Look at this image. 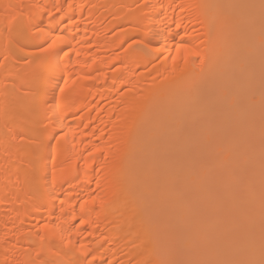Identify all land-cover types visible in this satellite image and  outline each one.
I'll return each instance as SVG.
<instances>
[{
	"label": "bare ground",
	"instance_id": "bare-ground-1",
	"mask_svg": "<svg viewBox=\"0 0 264 264\" xmlns=\"http://www.w3.org/2000/svg\"><path fill=\"white\" fill-rule=\"evenodd\" d=\"M259 2L0 0V264H27L41 248L49 259L48 249H72L79 264L205 259L195 246L160 243L169 222L188 223V192L231 210L240 223L230 230H250L233 258L261 259L259 8L242 11L254 28L234 34L209 71L192 53L208 52L213 10L191 7ZM9 5L38 27L10 35ZM53 37L55 71L41 70L31 88ZM177 154L197 160L181 166ZM194 167L207 170L198 183ZM215 178L219 199L208 190Z\"/></svg>",
	"mask_w": 264,
	"mask_h": 264
},
{
	"label": "snow or ice",
	"instance_id": "snow-or-ice-1",
	"mask_svg": "<svg viewBox=\"0 0 264 264\" xmlns=\"http://www.w3.org/2000/svg\"><path fill=\"white\" fill-rule=\"evenodd\" d=\"M16 5H9L10 9L7 30L11 35L13 32L22 35L27 30L37 28L35 18L29 16L27 20L24 19L22 12H16ZM147 7V5H145ZM194 9H212L213 14L208 20V37L209 48L207 54L201 52H193L199 62L201 69L205 66L212 70L217 64L221 52L228 46L230 38L236 33H247L251 31L256 24L255 15H242L243 10H255L259 8V24H260V40L262 52V75H261V89L262 97H264V0H260L259 4L255 3H215L208 5H192ZM59 12L60 9L58 8ZM51 15V13H49ZM58 37H53L52 42L46 43V47L41 48L40 52L44 53L39 68L34 70L29 79L28 84L31 88L38 89L40 86V72L43 69H50L55 71V56L54 49ZM187 46H185L186 48ZM179 51V48L177 49ZM67 56V53H65ZM67 81H65V84ZM193 82L189 85L190 88H196ZM60 91H64V86H60ZM226 100L232 106H239L243 103V98L238 96H229L226 94ZM222 113L212 114L210 122L217 119H222ZM262 121H264V114H262ZM262 144H264V137H262ZM39 145L37 150L39 151ZM178 164L184 160H191L195 162L197 157L193 154L176 155ZM193 182L198 183L202 176L207 174V170L201 167L200 169L193 168ZM177 179L182 180L179 173ZM220 180L213 179L209 185V191H217V186ZM250 188V185L248 186ZM233 193H240V185L233 184L230 186ZM187 199L190 201V219L188 223L183 226H177L169 222L165 230L161 233L160 243L175 251L181 252L186 245L195 246L205 253L207 258L195 261H178V260H160L157 264H264V181L261 184V227H260V246L261 259L259 261L250 259H236L232 257L233 250L236 246H243L246 243V234L250 231L246 226L241 225L242 231L230 230L227 226L229 223H240L238 217L229 209L221 207H210L198 203V195L195 192L186 193ZM217 198H221L217 191ZM83 223V221H81ZM52 259L45 257V250L37 253L36 257L27 262V264H79V258L76 257L72 249H48ZM88 264H93L89 261ZM144 264H151L150 260H146Z\"/></svg>",
	"mask_w": 264,
	"mask_h": 264
}]
</instances>
